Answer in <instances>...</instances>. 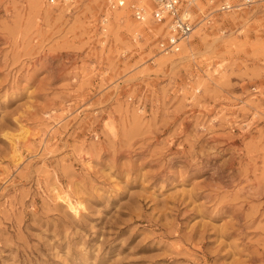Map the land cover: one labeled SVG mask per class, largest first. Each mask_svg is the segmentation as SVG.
Wrapping results in <instances>:
<instances>
[{
    "label": "rangeland",
    "instance_id": "rangeland-1",
    "mask_svg": "<svg viewBox=\"0 0 264 264\" xmlns=\"http://www.w3.org/2000/svg\"><path fill=\"white\" fill-rule=\"evenodd\" d=\"M182 1L0 0V264H264V0Z\"/></svg>",
    "mask_w": 264,
    "mask_h": 264
},
{
    "label": "built area",
    "instance_id": "built-area-1",
    "mask_svg": "<svg viewBox=\"0 0 264 264\" xmlns=\"http://www.w3.org/2000/svg\"><path fill=\"white\" fill-rule=\"evenodd\" d=\"M64 1V0H60ZM193 0H191L192 2ZM55 2V0H50ZM153 9L150 12L151 19L162 24V36L158 37L156 46L159 53H176L193 32L196 20L192 18L187 5L182 0H152ZM118 6L123 3L117 2ZM189 4V3H188ZM229 4H223L221 9H228ZM135 19L142 21L146 15L144 6H135L133 9Z\"/></svg>",
    "mask_w": 264,
    "mask_h": 264
},
{
    "label": "bare ground",
    "instance_id": "bare-ground-1",
    "mask_svg": "<svg viewBox=\"0 0 264 264\" xmlns=\"http://www.w3.org/2000/svg\"><path fill=\"white\" fill-rule=\"evenodd\" d=\"M147 1H150V3L152 2V0H147ZM117 2H121V3H123L124 4V0H117ZM153 4V3H152ZM123 13L122 12H115V15H114V18H116L117 20H119L120 19V16L122 15ZM146 15H147V10H146ZM145 15V17H147ZM149 21V20H148ZM148 21H147V18H144V20H142L141 22H146V24L148 23ZM139 24V23H138ZM197 24H198V22H197ZM197 24L195 25V27L197 26ZM162 25V24H161ZM143 27V26H142ZM161 27V26H160ZM160 29H162V27L160 28ZM194 30H196V28H194L193 29V32H194ZM158 31H160L159 29H158ZM192 32V33H193ZM135 33H137V32H135ZM163 33H164V30H163ZM191 33V34H192ZM190 37H191V35L189 36V38H188V40L186 41V42H184L183 44H182V46H181V49L178 51V52H176V53H160V54H163V55H174V54H177V53H180V51L182 50V48H183V50H182V52L181 53H184L185 55H182V57L181 58H186V57H184V56H192V54L194 55V53H192L191 54V46H190V44H189V41H190ZM189 51V52H188ZM187 52H188V54H187ZM193 52V51H192ZM190 54V55H189ZM178 55V54H177ZM179 59V58H178ZM177 60V59H176ZM183 60V59H182ZM24 136V135H23ZM11 145H10V147H11V151L14 153V154H16V159L17 160H20L21 159V157H22V155H21V151H20V147L18 146V144H17V142H14V140L10 143Z\"/></svg>",
    "mask_w": 264,
    "mask_h": 264
}]
</instances>
